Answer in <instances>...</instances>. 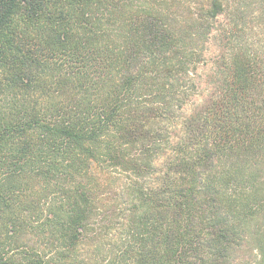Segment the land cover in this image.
<instances>
[{"label": "trees", "instance_id": "16d2710c", "mask_svg": "<svg viewBox=\"0 0 264 264\" xmlns=\"http://www.w3.org/2000/svg\"><path fill=\"white\" fill-rule=\"evenodd\" d=\"M0 264H264V0H0Z\"/></svg>", "mask_w": 264, "mask_h": 264}, {"label": "rangeland", "instance_id": "374dc122", "mask_svg": "<svg viewBox=\"0 0 264 264\" xmlns=\"http://www.w3.org/2000/svg\"><path fill=\"white\" fill-rule=\"evenodd\" d=\"M216 50H217V45H216V43L213 42V44L211 43L210 49H209L207 54H209V56H210V55L213 54V52H216ZM208 72H209V67L208 66L202 67L199 70V74H200V77H201L199 83H200V86L202 88L206 87V83H207L206 82V78H207Z\"/></svg>", "mask_w": 264, "mask_h": 264}]
</instances>
